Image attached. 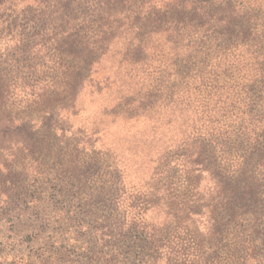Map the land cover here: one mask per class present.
<instances>
[{"label": "trees", "instance_id": "16d2710c", "mask_svg": "<svg viewBox=\"0 0 264 264\" xmlns=\"http://www.w3.org/2000/svg\"><path fill=\"white\" fill-rule=\"evenodd\" d=\"M157 1L0 0V152L33 151L35 134L61 115L80 117L91 130L61 132L105 167L85 169L99 186L81 196L82 171L71 161L54 174L53 198L63 203L75 189L72 208L83 199V208L95 198L117 200L104 219L83 212L114 248L92 264H264L237 240L221 254L222 239H204L219 211L235 218L256 201L255 184L234 169L264 142V0ZM40 22L50 34L45 41ZM38 40L59 71L49 83H30L27 57ZM13 46L17 54L6 53ZM145 64L159 73L146 87L135 81ZM16 73L21 92L46 83L38 92L47 103L42 116L20 113L11 100ZM129 176L136 196L120 199ZM83 214L69 207L60 220L81 225Z\"/></svg>", "mask_w": 264, "mask_h": 264}, {"label": "rangeland", "instance_id": "374dc122", "mask_svg": "<svg viewBox=\"0 0 264 264\" xmlns=\"http://www.w3.org/2000/svg\"><path fill=\"white\" fill-rule=\"evenodd\" d=\"M153 1L154 4L159 5L157 0ZM19 17L22 18L21 15ZM34 22L36 23L35 20ZM20 23L24 24V22ZM41 24L40 22L37 25L44 27L45 30L39 34L45 41L50 34L45 33L47 26ZM38 41L39 45H35L31 49L32 54L27 57L28 65L31 66V69L28 70L31 73L30 83H33L37 78L49 83L50 78L53 79L55 75L59 74V71L54 68L55 66L53 67L54 63L48 47L41 46L40 43L42 42ZM160 45L163 48L162 44ZM11 48L12 50H10ZM11 48L6 53L16 55L15 46ZM155 54L158 55V57H154L155 60H158L155 63L157 66L162 57L160 51ZM148 64L143 65L142 71L135 73V81L140 85H145V87L151 79H157L159 74L157 72L150 73L147 68ZM19 75L13 74L15 77L13 85H15L16 92L11 94V100L18 108L20 107L18 110L20 113L30 111L31 117L34 115L42 116L41 112L47 107V103L40 100L38 92L40 93L39 89L43 88L46 83H37L34 93L31 92V89L21 92L22 89L17 88L21 86ZM126 89L124 86V92ZM119 91L121 94L122 90ZM109 97L114 101L118 100V94ZM82 100L85 103L88 102L86 96ZM97 100L99 103H104L107 101V97L104 94L99 96ZM96 104L94 103L93 106H97ZM81 116L84 118V113ZM61 117L62 115L50 122L53 124L51 128H41L35 134L33 148L36 149L33 151L24 150L20 146L0 152V183L4 182L3 185H0V264H92L93 259L100 258L101 255L104 257L114 251V248L109 247L112 241L107 238L103 239L102 233L97 231L99 229L94 228L98 226V223L90 221L91 216L87 215L88 213L83 214V212L94 213L99 219H104L105 216L113 213L114 210L111 208L114 205L116 207L117 200H109L106 197L95 198L91 200L87 208H83L80 205V203H84L83 199L80 202L77 201L72 208L74 200H72L71 192H75V189L69 192L63 203H61L59 195L53 198L54 195L58 194L59 189H53L56 184L54 174L59 168L65 169L69 162L74 161L75 166L82 171L78 175L81 181L79 187L84 189L81 196L86 195L87 192L90 193V188L98 187L100 180L97 179V175H94V171L86 173L85 169L91 166V170L97 168L100 171L105 170V167L94 163V155L90 156L88 149L81 153L76 148L75 142L68 141L72 136L71 132L81 127L80 117L70 118L69 121H64ZM66 127L70 128L71 132L68 131L67 135H64L61 130ZM82 127L80 129L82 131L85 129L84 132L89 134L91 130L88 131L86 126ZM73 133L76 138L81 136L79 132ZM254 150L257 151L253 152V155L244 156L245 160L243 157L239 161L235 160L236 164H240L238 168L233 169L238 171V174H242V177L247 179V183L252 180L255 184L253 189L257 192L256 201L240 210L235 218L227 211L221 213L219 211L216 218L217 224L214 222L208 224L209 236L204 239L210 241L211 245L216 244L214 240L222 239L225 248H222L221 254L226 253L229 250L228 245L237 240L243 245L245 253L248 255H257V258L264 256V142L259 141V145ZM124 158L118 159H121L120 162H122V164H118L121 165L118 167L125 171L124 176H126L129 173L127 161ZM9 171L11 175H8ZM133 179L134 176L125 177L124 194H118L121 196L120 199H131L136 196V194L132 195L134 190L137 191ZM105 205L107 208L104 211ZM69 207L77 214L87 215L84 219L80 217L81 225L75 221L63 222L60 220L62 214ZM74 217L76 221H79L78 215H74ZM87 223H89L90 228H88ZM108 223H111V217ZM122 253L130 254L125 248L122 249Z\"/></svg>", "mask_w": 264, "mask_h": 264}]
</instances>
